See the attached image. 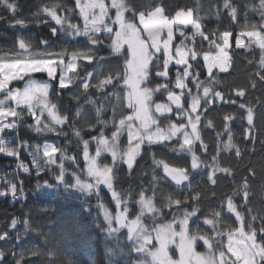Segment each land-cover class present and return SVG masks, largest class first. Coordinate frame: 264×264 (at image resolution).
<instances>
[{
  "label": "snow or ice",
  "instance_id": "snow-or-ice-1",
  "mask_svg": "<svg viewBox=\"0 0 264 264\" xmlns=\"http://www.w3.org/2000/svg\"><path fill=\"white\" fill-rule=\"evenodd\" d=\"M0 8L14 17L10 26L27 27L25 19L15 18V0H0ZM243 8L241 24L240 5L235 0H211L207 9L196 0L191 7L177 5L174 10L165 0H74L72 7L59 0L43 4L37 15L46 18L36 23L48 24L50 37L36 42L18 35L0 56V153L19 159L23 148L39 162L36 175H41L42 165L58 169L57 184L63 183L60 170L65 161L71 162L78 173L68 185L70 190L84 193L106 186L117 208L115 214L104 208L109 233L126 229L132 251L147 258L148 264H264V213L253 214L252 200L257 188L264 193V156L259 165L250 162L240 173L232 166L233 161L247 156L234 140L235 123L246 122L244 139L252 144V151L258 137H264V0H245ZM249 12L259 19L252 21ZM224 14L226 26L208 30L202 23L204 16L220 20ZM77 15L82 25L74 22ZM177 33L180 38L174 43ZM230 38L234 46H230ZM105 49L108 55L102 54ZM237 49L252 53L246 57L250 66L247 83L221 88L220 73L227 74L224 79L232 75L229 69L235 70ZM34 74L42 77L37 79ZM20 81L22 87L13 84ZM252 90H260L255 101ZM157 93L166 100L154 99ZM64 96L77 101L74 115L70 106L58 107L57 101ZM81 96L92 106L88 112L94 109L95 124L89 126L98 135H91V140L83 139L81 130L75 128L81 117ZM109 111L110 119L105 115ZM25 117L33 123H27ZM21 121L40 135L66 136L63 126L72 127L83 145L84 167L79 166V154L68 155L58 144L20 141ZM109 124L110 136L104 131ZM213 133L215 147L210 152L204 137ZM125 136L127 143L122 146ZM93 141L95 155L90 156ZM259 143L264 146V138ZM155 145L178 159L173 163L167 154L159 159L153 154L152 194L146 197L147 189L141 187L139 199L133 201L140 211L129 219L130 201L114 188L113 181L121 165L129 173L133 171L142 147L147 154ZM102 153L111 156V165L97 163ZM17 168L29 173L26 164L18 163ZM157 169H162V176ZM194 173L206 176L213 197L224 192L229 181L236 186L231 193L224 192L217 208H212L194 188ZM158 179L170 180L183 195L169 194L160 202L164 194L158 193ZM9 193L13 196L17 191L0 190V197ZM165 206L172 217L167 222L161 219ZM145 218L151 224L142 222ZM16 223L13 219L11 227ZM9 235L3 231L0 241L6 242ZM199 241L204 251L196 250ZM16 244H20L19 238ZM173 246L175 258L170 253ZM7 251L16 257L11 248ZM4 252L0 251V261Z\"/></svg>",
  "mask_w": 264,
  "mask_h": 264
},
{
  "label": "trees",
  "instance_id": "trees-1",
  "mask_svg": "<svg viewBox=\"0 0 264 264\" xmlns=\"http://www.w3.org/2000/svg\"><path fill=\"white\" fill-rule=\"evenodd\" d=\"M18 4V11L15 13V18L25 19L27 27H15L10 24L15 23L14 17L4 8H0V56L4 55V50L12 46L18 35H24L38 42L43 37H50L49 25L45 23L37 24V20H44L46 17L41 13L43 4L51 2V0H15ZM67 6H74V0H59ZM137 3L143 0H136ZM211 0H200L201 6L207 9ZM240 5V22L243 24V5L245 0H235ZM165 3L170 10H174L177 5L180 6H193L196 0H165ZM78 12V10H77ZM201 15H204L201 13ZM250 19L257 21L259 17L249 12ZM82 25V20L79 16L75 17V21ZM203 25L208 30H214L218 25H227V14L217 20L215 16H204ZM52 25L55 26L54 22ZM235 30L236 26H232ZM235 34V31H234ZM54 39V38H53ZM230 46H234L233 38H230ZM204 47L207 48V42H204ZM235 57V70L232 68L229 71L232 73L230 77L224 79L227 74L220 73L222 79L221 88H227L233 83L244 85L247 83L249 65L246 57L251 56V52H246L242 49H237ZM108 55V50L105 49L102 53ZM202 61V59H201ZM91 70V69H89ZM215 71V70H214ZM37 79L42 77V74H34ZM175 68H173L172 76L174 78ZM203 78V77H201ZM13 84L22 87L23 82H13ZM178 91V90H177ZM260 95V90H252L251 98L253 101ZM158 102L166 100V97H161L159 93L156 94ZM58 107L62 105L70 106L72 114H75L77 101L70 96H64L62 100L57 101ZM79 104L81 108V117L77 118L75 128L81 130L83 139L91 140V135H98V131L90 128L89 124H95L94 109L91 113V105L85 103L83 96L80 97ZM67 114V113H64ZM107 118H111V111L107 112ZM215 115V114H214ZM84 117H87L86 119ZM27 123H33L31 118L25 117ZM246 122H237L232 126V132L235 142L240 146L242 151L247 152V156L242 160L238 159L232 162L233 168L237 173L243 172L251 162L252 164L259 165L264 156V146L259 143L258 137L255 144V149L252 151V144L244 139L243 127ZM102 126L96 125V128ZM63 131L67 133L66 136H56L54 133L40 135L29 129L24 121H21L18 135L20 141L27 142L28 144H58L60 147L66 148L68 155L77 156L79 159V166L83 168L85 165L82 154V142L80 138L74 135V129L68 125L63 126ZM105 134L110 136L111 125L104 128ZM210 130H205L208 132ZM205 140L209 143L211 152L215 147L213 141L215 134L208 136L205 135ZM124 142L125 137H122ZM94 143H90L91 150L94 151ZM159 159L165 154L167 158L171 159L173 163L178 158H174L173 154L167 149L162 148L160 145H155L151 152L145 153L143 147L141 149V156L138 157V162L134 165L133 171L128 172L126 165H121L117 173V179L113 181L114 188L124 195L125 199L130 201L128 207L137 213L139 204L133 202L139 199V191L141 187L147 189L146 197L152 194L149 184L152 180V169L154 167L152 156ZM59 158V154L57 159ZM22 160L24 164L29 167V173H15L17 160ZM8 157L0 155V190H8L12 193L21 194L19 182L23 181L24 185V199L16 200L15 196L10 193L4 197H0V233L8 231L10 235L7 241H0V251L4 252V260L0 264H145L147 259L142 255H137L132 251V243L128 239L126 233L111 234L107 228V222L104 219V208L108 211L115 210V201L112 198L108 189L101 188L98 192L81 193L79 191L68 189V185L73 183L77 177L78 169L69 161H65L62 166L60 174L63 176L64 183L59 185L56 183L58 169L51 165H42L40 167L41 175H36V166L38 161L32 160L27 151L23 148L20 149V157ZM106 164L111 165V156L106 155L103 157ZM166 162L167 159H166ZM227 163V161H225ZM159 176H162V169H157ZM239 176L237 175V181ZM14 182V183H11ZM194 188L200 191L201 198L205 204H211L212 208H217L220 199H222L224 192L231 193L236 186L231 181L226 183L224 192H218L216 197L211 195L212 185L207 182L206 176L193 174L191 177ZM48 187H45V183ZM13 187L14 190L11 189ZM156 188L164 195L160 198V202H164L166 197L171 194L172 196L183 195L181 192L176 191V186L168 179H158ZM253 200V214L264 213V193H261L259 188L252 196ZM154 202H156L154 200ZM236 202L241 203V198L236 197ZM193 201H189V206ZM103 205V206H101ZM122 207H124L122 205ZM190 210V207H189ZM247 215V209H244ZM170 209L165 206L162 209L161 219L164 222L170 220ZM250 218V217H249ZM17 221L15 228L11 227L12 220ZM149 224L151 220L145 218ZM234 219V217H233ZM258 223V222H257ZM19 238L20 244H16V239ZM226 240V237H224ZM11 248L16 257H13L12 252L7 249ZM197 251H204L202 241L197 243ZM173 258L176 257V252L172 251ZM25 257H28L25 259Z\"/></svg>",
  "mask_w": 264,
  "mask_h": 264
},
{
  "label": "rangeland",
  "instance_id": "rangeland-1",
  "mask_svg": "<svg viewBox=\"0 0 264 264\" xmlns=\"http://www.w3.org/2000/svg\"><path fill=\"white\" fill-rule=\"evenodd\" d=\"M112 14L114 15V11H113ZM179 38H180V37H179V34L177 33V34H176V39L174 40V43H178ZM197 39L199 40V38H197ZM230 45H231V44H230ZM201 59H202V57H201ZM93 143H94V145H95V146H94V151L91 150V147H90V145H89V153H90V156H94V155H95L96 144H95L94 141H93ZM126 143H127V141H126V136H125L124 142H122V146L126 145ZM58 154H59V153H57V156H58ZM0 155H1V156H4L3 153H0ZM106 155H108V154H107V153H102L101 157L98 158L97 163L100 164V165L106 164V161H104V159H103V157H105ZM57 156H56V158H57ZM74 180H75V179H74ZM74 180H73V182H74ZM63 183H64V181H63ZM63 183H60L59 185H62ZM101 188H102V189H103V188L107 189L106 186L101 185V186L99 187L98 190H90V191H88V192H84V193H85V194H88V193H92V192H98ZM11 189L14 190L13 187H11ZM128 208H129V207H128ZM120 210H121V211L123 210L122 205H121V209H120ZM116 211H117V208H116V204H115V210L108 211V212H109L110 214H111V213L115 214ZM139 211H140V206L138 207L137 213H136L134 210H132L131 208H129V211H128V213H127L128 218H129V219H134L135 216L139 213ZM106 222H107V225H108V221H107V220H106ZM142 222H144V221H142ZM107 228H108V227H107ZM119 233H126L128 239H129V234H128V232H127L126 229H121L120 231H118V232H113V233H111V234L113 235V234H119ZM172 251H175L176 254H177V250L175 249L174 246L170 248V253H171V255H172ZM172 256H173V255H172ZM142 257H143L144 259H147V258H145L144 256H142ZM145 264H148V262L145 263Z\"/></svg>",
  "mask_w": 264,
  "mask_h": 264
},
{
  "label": "built area",
  "instance_id": "built-area-1",
  "mask_svg": "<svg viewBox=\"0 0 264 264\" xmlns=\"http://www.w3.org/2000/svg\"><path fill=\"white\" fill-rule=\"evenodd\" d=\"M18 163H20V164H24V162L22 161V160H17V163H16V169H15V173H19V172H23V170L22 169H18L17 168V165H18ZM19 187H20V190L23 192V195H20V194H17L16 195V200H23L24 199V196H25V193H24V185H23V183L21 184V182H19Z\"/></svg>",
  "mask_w": 264,
  "mask_h": 264
}]
</instances>
